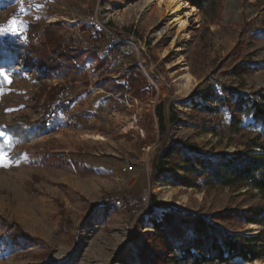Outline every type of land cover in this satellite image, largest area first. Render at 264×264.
I'll use <instances>...</instances> for the list:
<instances>
[{
	"label": "rangeland",
	"instance_id": "rangeland-1",
	"mask_svg": "<svg viewBox=\"0 0 264 264\" xmlns=\"http://www.w3.org/2000/svg\"><path fill=\"white\" fill-rule=\"evenodd\" d=\"M143 1L0 0V28L6 30L0 42L39 45L50 29L63 46L82 54L74 74L22 66L0 72V153L10 164L0 167V264H140L132 238L150 246L151 220H160L168 208L210 219L264 207L262 195L250 188L199 190L178 186L165 174L152 181L162 149L173 142L195 144L210 158L233 157L250 142L264 143V128L252 116L241 115L238 132H232L231 115L218 106V98L226 97L223 88L264 94V0H223L220 24L199 11L201 22L189 39L177 41L192 76L189 85L174 55H163L167 43L155 35L165 22L130 9ZM13 20L19 35L7 31ZM246 24L251 27L242 34ZM85 43L93 48L86 50ZM133 65L147 80L145 93L140 99L111 93L108 82L125 84L121 78ZM238 67H249V73L238 75ZM159 106L166 134L158 147ZM45 118V131L27 141L4 132L14 121L32 128ZM92 133L104 140L84 138ZM125 167L132 169L126 173ZM152 198L158 208L147 215ZM119 200L137 207L123 211ZM210 222L232 235H258L247 233L248 224L238 218ZM13 226L28 237L13 238Z\"/></svg>",
	"mask_w": 264,
	"mask_h": 264
},
{
	"label": "trees",
	"instance_id": "trees-1",
	"mask_svg": "<svg viewBox=\"0 0 264 264\" xmlns=\"http://www.w3.org/2000/svg\"><path fill=\"white\" fill-rule=\"evenodd\" d=\"M196 7L212 23L220 24L223 12V0H183ZM264 26V18L261 20ZM251 27L246 24L243 27L244 34ZM45 43L35 45L32 42L23 43L18 40L5 39L0 42V72H11L17 66L24 69H37L40 72L67 73L74 71L78 65L81 53L77 49L63 46L56 39L50 29L45 32ZM101 65L108 61H100ZM238 75L249 73V67H238ZM36 75V74H35ZM37 76V75H36ZM121 80L125 84L108 82L113 94H130L133 98L140 99L145 91L142 90L147 80L140 69L133 65ZM5 82L0 74V90H4ZM226 95L218 98L219 104L231 115V131L238 132L241 123V115L252 116L256 125L264 128V94L255 93L251 96L236 95L230 88H223ZM209 94L203 96L208 101ZM208 112L212 108L201 106ZM160 109V110H159ZM159 119V145L166 134L165 116L162 106L157 108ZM35 126L22 128L20 123L14 121L4 127V132L21 142V137L28 138L31 135L38 136L47 127V119L36 122ZM255 150H260L257 153ZM19 154L12 156L18 159ZM180 160V164L177 162ZM175 171L183 173L179 176ZM162 174L172 179L178 186L202 190L204 188H229L239 190L250 188L258 191L264 198V143L262 141L250 142L245 151L237 153L233 157L222 156L210 158L202 153L198 146L182 141H176L170 147H164L154 167L153 180H158ZM147 215L154 213L158 208L156 198L151 199ZM238 218L248 225L262 227V231L256 236H243L229 234L210 221H230ZM143 222L144 220L141 219ZM154 233L150 234L151 245L138 244L136 238H132L140 264H231L235 260L243 263H252L264 260V207L250 209L243 212H226L212 216L210 219L204 216L168 208L160 217V220H151ZM4 225L9 226L6 222ZM13 238L28 237L19 226H13ZM175 245V248L173 247ZM161 248L159 253L157 248Z\"/></svg>",
	"mask_w": 264,
	"mask_h": 264
},
{
	"label": "bare ground",
	"instance_id": "bare-ground-1",
	"mask_svg": "<svg viewBox=\"0 0 264 264\" xmlns=\"http://www.w3.org/2000/svg\"><path fill=\"white\" fill-rule=\"evenodd\" d=\"M130 9L139 13V15L152 12L157 22H165L166 27L163 29L156 28L154 31L155 35L158 40H163L167 43V47L162 51L163 55H174L175 65L186 72L182 78L189 85L192 81V76L188 73V65L185 58L180 55L177 41L189 39V31L201 22L199 10L183 0H144L141 5L136 4L130 7ZM118 17L122 19V13L118 14ZM172 32H174L173 36L171 35ZM135 49L137 50V48ZM129 127L134 128V123L130 124ZM84 138L94 141L104 140L102 135L96 133L86 134ZM160 187L161 184L156 185L157 189ZM171 193L172 191L170 189L167 190L164 194V199L168 200L172 195ZM179 205L182 206V203H179ZM246 232L252 235L259 234L260 227L257 225H248ZM247 264H264V261L257 260Z\"/></svg>",
	"mask_w": 264,
	"mask_h": 264
},
{
	"label": "snow or ice",
	"instance_id": "snow-or-ice-1",
	"mask_svg": "<svg viewBox=\"0 0 264 264\" xmlns=\"http://www.w3.org/2000/svg\"><path fill=\"white\" fill-rule=\"evenodd\" d=\"M7 31L11 32L12 34L19 35L22 32V29H21L20 25L17 24V22L15 20H13L10 22V26H9V29ZM5 34H6V30L0 28V36H3ZM8 83H11V81L9 80ZM2 136H4V133L0 132V137H2ZM7 159L8 158L3 153H0V167L10 166V164L5 163V161Z\"/></svg>",
	"mask_w": 264,
	"mask_h": 264
},
{
	"label": "built area",
	"instance_id": "built-area-1",
	"mask_svg": "<svg viewBox=\"0 0 264 264\" xmlns=\"http://www.w3.org/2000/svg\"><path fill=\"white\" fill-rule=\"evenodd\" d=\"M84 48L86 50H90V49L93 48V44H91V43H85L84 44ZM131 169H132L131 167H125L124 168V172L127 173V172L131 171ZM116 205L121 210L127 211V210H131V209L137 207V202H135L133 200H127V201L119 200V201L116 202Z\"/></svg>",
	"mask_w": 264,
	"mask_h": 264
}]
</instances>
